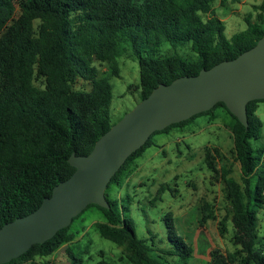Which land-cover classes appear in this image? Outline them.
<instances>
[{
	"label": "trees",
	"instance_id": "1",
	"mask_svg": "<svg viewBox=\"0 0 264 264\" xmlns=\"http://www.w3.org/2000/svg\"><path fill=\"white\" fill-rule=\"evenodd\" d=\"M254 1L258 3L253 6L255 17L249 15L246 29L227 38L225 23L214 9L216 0H0V228L38 209L54 187L75 172L69 158L90 154L114 125L110 78L119 77L122 55L129 52L138 62L142 101L160 84L198 75L253 48L264 36V0ZM187 47L192 52L189 57L180 53ZM96 63L108 70L101 72ZM79 80L89 89L79 88ZM261 102L247 105L248 129L224 103H218L155 132L112 178L105 192L110 208L88 206L102 215L95 224L100 237L125 246L127 264H174L178 259L184 264L192 257L193 248L178 233L170 212L162 219L166 240H158L166 246L157 247V235L151 232L139 237L134 196L126 183L147 149L162 147L153 137L174 130L193 134L196 127L188 126L197 118L206 117L207 126L213 125L220 112L231 118L225 120L230 123L226 128L234 161L240 164V180L232 176L233 165H228L220 148L205 147L204 163L223 184L228 204L218 223L219 233L226 236L230 221L234 246L227 253L213 250L208 264H264V247L257 248V212L264 208V148L252 143L261 137L257 117ZM111 187L116 191L113 196L107 192ZM167 191L173 194L177 189L162 183L149 205L155 206ZM200 211L202 227L217 219L209 202ZM71 225L6 264H50L49 258L77 237ZM66 252L73 264H81L71 248ZM96 264L112 263L102 259Z\"/></svg>",
	"mask_w": 264,
	"mask_h": 264
},
{
	"label": "rangeland",
	"instance_id": "2",
	"mask_svg": "<svg viewBox=\"0 0 264 264\" xmlns=\"http://www.w3.org/2000/svg\"><path fill=\"white\" fill-rule=\"evenodd\" d=\"M258 5L254 0H216L214 9L217 16L225 23V36L231 38L234 34L246 29L245 19L252 15L255 17L253 6ZM168 45V44H167ZM164 46L163 52L169 50ZM180 53L189 57L192 55L189 47L181 49ZM101 72L108 70V66L95 64ZM120 69L119 77H111L110 83L113 89V100L110 107L112 122L116 124L126 113L132 111L141 102L139 85V65L129 57V52L118 59ZM79 88L89 89V84L78 81ZM257 117L262 123L261 137L252 141L255 148H264V102L259 103ZM208 118L199 117L188 127H196L193 134L172 131L169 135H157L153 140L162 147L147 149L144 158L140 161V167L131 176L126 185L128 193L133 197L134 216H138L137 233L139 237H147L151 232L157 235L156 241L166 240V228L163 216L172 213L177 231L186 242L192 246L193 255L184 264H208L210 253L219 249L223 253L232 252L234 246L231 242L233 227L228 221V233L221 236L218 223L224 217L228 204L224 199L223 184L214 177V174L204 163V149L206 146L220 148L228 165H233L232 176L240 180V164L234 161L232 151V137L226 128L231 120L226 113H219V119L213 125L207 126ZM200 124V125H195ZM221 167L220 160H217ZM225 161L223 160V163ZM264 167V158L262 161ZM256 177L252 180L255 186ZM162 183L170 184L172 189H177L172 194L167 191L162 200L155 206H150L149 201L156 195ZM108 194L113 196L116 192L111 187ZM125 195V191H122ZM204 202L213 205L216 220H210L202 227L200 206ZM258 240L257 248L264 247V208L257 212ZM101 213L91 207L75 220L71 225L72 231L77 232V237L70 244L63 245L49 260L52 264H73L66 249L73 250L74 255L81 259V264H96L104 259L112 264H127L125 246L119 247L111 241L100 237L95 228L98 221H102ZM157 243V247L167 244ZM123 259V260H121ZM50 262V263H51ZM174 264H180L178 259Z\"/></svg>",
	"mask_w": 264,
	"mask_h": 264
},
{
	"label": "water",
	"instance_id": "3",
	"mask_svg": "<svg viewBox=\"0 0 264 264\" xmlns=\"http://www.w3.org/2000/svg\"><path fill=\"white\" fill-rule=\"evenodd\" d=\"M255 100H264V36L235 59L160 84L114 124L90 154L69 158L75 172L54 187L38 209L0 228V264L52 239L88 206L109 209L105 192L112 178L155 132L207 112L218 103H224L248 129L247 105Z\"/></svg>",
	"mask_w": 264,
	"mask_h": 264
},
{
	"label": "built area",
	"instance_id": "4",
	"mask_svg": "<svg viewBox=\"0 0 264 264\" xmlns=\"http://www.w3.org/2000/svg\"><path fill=\"white\" fill-rule=\"evenodd\" d=\"M50 264H52V262Z\"/></svg>",
	"mask_w": 264,
	"mask_h": 264
}]
</instances>
